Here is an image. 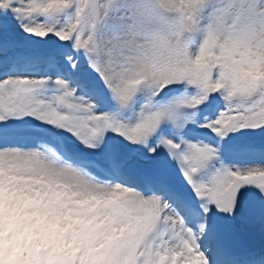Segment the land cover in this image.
I'll return each mask as SVG.
<instances>
[{
    "label": "snow or ice",
    "instance_id": "obj_1",
    "mask_svg": "<svg viewBox=\"0 0 264 264\" xmlns=\"http://www.w3.org/2000/svg\"><path fill=\"white\" fill-rule=\"evenodd\" d=\"M0 264H264V0H0Z\"/></svg>",
    "mask_w": 264,
    "mask_h": 264
}]
</instances>
